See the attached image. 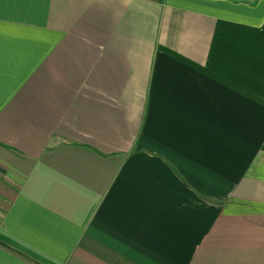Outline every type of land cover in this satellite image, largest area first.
<instances>
[{
  "label": "crops",
  "instance_id": "crops-1",
  "mask_svg": "<svg viewBox=\"0 0 264 264\" xmlns=\"http://www.w3.org/2000/svg\"><path fill=\"white\" fill-rule=\"evenodd\" d=\"M0 264H264V0H0Z\"/></svg>",
  "mask_w": 264,
  "mask_h": 264
}]
</instances>
